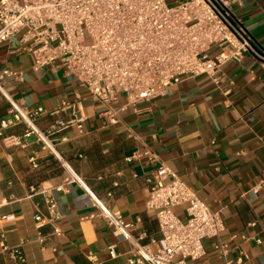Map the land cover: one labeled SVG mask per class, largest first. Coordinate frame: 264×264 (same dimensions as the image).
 <instances>
[{
  "label": "crops",
  "instance_id": "1",
  "mask_svg": "<svg viewBox=\"0 0 264 264\" xmlns=\"http://www.w3.org/2000/svg\"><path fill=\"white\" fill-rule=\"evenodd\" d=\"M231 10L264 54V0H236ZM20 37L0 44V71L22 76L13 93L28 109H43L36 122L61 156L43 149L36 137L25 138L23 124L0 136V232H6L10 248L22 246L26 264H93L90 254L103 264H129L133 257L132 244L107 226L85 188L68 183L65 163L122 214L135 238L152 246L161 234L156 213L146 205L148 179L164 164L221 214L226 225L221 239L231 248L226 260L235 263L246 254L243 264H264L263 55L252 51L241 62L225 64L219 85L205 75L187 79L168 95L120 113L112 124L74 76L59 67H39ZM63 102L72 107L63 108ZM124 103L120 98L119 106ZM8 115L9 104L0 93V120ZM11 137L20 138L21 145H12ZM144 151L159 161H127ZM41 188L53 194L59 215L39 229L35 216L48 218L45 196L37 192ZM176 212L186 217L185 207ZM39 233L45 244L38 241ZM213 242L204 241L206 256L200 263L226 264ZM0 264H14L1 239Z\"/></svg>",
  "mask_w": 264,
  "mask_h": 264
},
{
  "label": "built area",
  "instance_id": "2",
  "mask_svg": "<svg viewBox=\"0 0 264 264\" xmlns=\"http://www.w3.org/2000/svg\"><path fill=\"white\" fill-rule=\"evenodd\" d=\"M235 1L0 0V44L21 34L20 44L39 67H59L74 76L89 100L104 109L115 124L120 113L168 95L187 79L205 75L219 85L225 64L241 62L255 51L252 37L233 15ZM19 81L22 76L12 70L0 71V93L9 104V115L0 120V136L4 129L23 124L25 138L36 137L43 149L61 159L36 122L43 109L30 110L14 95L13 84ZM120 98L125 99L121 106ZM62 106L72 107L68 102ZM78 127L82 130L81 123ZM8 141L21 145L17 137ZM142 157L152 163L159 161L150 151L135 152L127 161ZM65 166L68 183L82 185L107 226L132 244L129 264H204L200 261L206 256V239L214 240L213 248L226 264H243L248 259L242 254L235 263L226 260L231 248L221 239L226 230L221 214L212 211L197 191L164 164L148 179L146 205L156 213L161 234L152 242L154 246L135 238L133 226L125 223L122 214L99 199L67 163ZM169 177L171 181L166 183ZM37 192L45 196L48 211L47 219L35 216L41 229L58 218L59 208L53 194L44 188ZM181 207H185V218L176 212ZM55 233L61 234L59 230ZM0 239L3 252L11 254L14 264H26L22 246L10 248L4 231ZM38 241L45 244L46 237L39 233ZM109 254L118 257L114 246ZM89 259L103 264L95 254Z\"/></svg>",
  "mask_w": 264,
  "mask_h": 264
},
{
  "label": "water",
  "instance_id": "3",
  "mask_svg": "<svg viewBox=\"0 0 264 264\" xmlns=\"http://www.w3.org/2000/svg\"><path fill=\"white\" fill-rule=\"evenodd\" d=\"M253 44H254V48H255V51L261 55L264 56V54L259 50L258 46L256 45L255 41L253 40Z\"/></svg>",
  "mask_w": 264,
  "mask_h": 264
}]
</instances>
